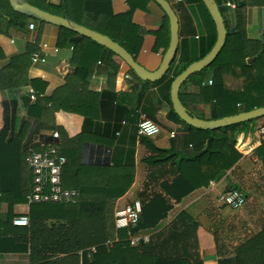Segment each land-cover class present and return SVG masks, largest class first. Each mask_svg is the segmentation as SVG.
I'll return each mask as SVG.
<instances>
[{
    "label": "crops",
    "instance_id": "obj_1",
    "mask_svg": "<svg viewBox=\"0 0 264 264\" xmlns=\"http://www.w3.org/2000/svg\"><path fill=\"white\" fill-rule=\"evenodd\" d=\"M105 1H108L113 15L130 14L131 23L141 35V45L134 58L148 71H155L168 47L170 34L169 25L164 20L165 14L153 0H44L42 8L54 15L66 14L70 20L89 28L93 12L86 10L88 3H96L93 6L98 9ZM167 1L179 20V42L173 61L182 65L201 54L213 34L216 38L215 27L213 29L200 5H192L193 11L189 12L185 0ZM243 2L248 14L247 35L257 38L264 33V0ZM185 8L190 13L192 23L182 28L180 19ZM30 23L34 25L33 29L29 28ZM190 27L194 28L193 34L189 32ZM60 28L29 18L24 27L11 26L0 33V131L4 124L3 102L14 96L18 118L15 132L19 136L22 154H27L29 147L36 146L41 135H49L58 129L63 133L59 141L69 161H73L72 168L81 163L86 165L89 161L94 163L98 157V145L108 140L111 145L109 161L111 156L124 161L128 158L125 151L133 148V156L129 157L134 167L133 182L127 192L116 200L115 210L133 201H140L139 194L147 187L149 174L158 172V169L167 170L169 166L175 167L181 156L191 152L192 146L185 141L187 129L167 118L169 106L165 92L160 95L156 87L134 79L122 60L116 55H109L106 48H100L92 41L78 39ZM35 52L44 56L46 61L33 64L30 57ZM112 64H116V71L112 69ZM208 72L201 86L188 79L180 86L178 93L183 106L192 115L202 119L208 118L210 114L209 97L201 98L202 87L210 85L208 81H212V74ZM125 75L129 77L125 78ZM11 89L15 92H11ZM30 90L35 100L30 98ZM104 90H113L115 103L127 110L124 120L119 121L122 124L120 133L116 134L115 139H105L99 134L88 132L77 139L82 133L85 115L93 122L101 121L100 125L103 126L113 124L116 120L114 112L110 122L101 119L98 101L99 94ZM55 96L64 107L57 111H53L50 103L45 101ZM72 108L79 112L71 111ZM144 117L160 127L156 136L137 135V124ZM96 125L92 128L98 130ZM103 126L100 129L103 130ZM258 134V131L254 135L240 134L235 149L241 157L233 167L210 180L207 187L193 191L181 202L172 201L171 210L156 229L139 231L136 236L147 237V241H141L147 248L140 249L139 253L160 252L154 247L168 235L180 212L187 213L197 223L195 233L190 237L197 242L202 264H218L220 255L232 251L231 248L236 244L233 239L250 236L262 228L264 169L259 147L263 142ZM120 150L123 155H116V151ZM158 156L165 157L166 161L161 165L151 164L150 160ZM25 157L22 156L20 161L13 157L11 178L5 182L0 180V264H33L30 261L32 254L45 255L50 262L58 264V260L65 255L77 253L81 261L76 238L74 242L67 240L77 234L76 230L68 229L62 219L32 217L38 210H33V204H28L26 199L30 176ZM161 181L162 178L159 183ZM235 185L246 196L245 205L238 210L217 205L215 196ZM153 189L160 191L159 184L148 185V191ZM18 216L28 217V225H13L12 220ZM218 222L223 229L218 230L220 240L219 245H216L211 231ZM160 234V238L156 237ZM106 245L111 246L112 242ZM90 251L94 252L95 247H90Z\"/></svg>",
    "mask_w": 264,
    "mask_h": 264
},
{
    "label": "trees",
    "instance_id": "obj_2",
    "mask_svg": "<svg viewBox=\"0 0 264 264\" xmlns=\"http://www.w3.org/2000/svg\"><path fill=\"white\" fill-rule=\"evenodd\" d=\"M26 1L44 10L42 8L44 0ZM185 2L189 12L193 11L192 5H200L209 17L214 29V24L201 0H185ZM215 2L219 7L227 31L224 46L208 67L188 78L201 86L206 70L209 69L212 74V83L201 89V98L209 97L210 114L206 119H218L264 106V104L257 105L255 101L261 97L264 98V33L257 38L248 37L246 32L248 14L243 0H215ZM227 2L233 3L234 7L226 6ZM95 4L88 3L89 6L86 7L87 11L93 12L91 15L92 23L89 28L107 35L135 57L141 45V35L138 34V28L131 23L130 14L113 15L108 1L100 4L98 9L94 8L93 5ZM67 5L66 2V8H68ZM188 10L185 8L182 11L183 16L180 19L182 28L183 25L185 27L191 26L192 20ZM29 18L14 12L8 0H0V33H4L11 26L24 27ZM164 20L167 24L166 15H164ZM60 29L72 33L78 39L92 41L68 29L62 27ZM189 32L193 34L194 28L190 27ZM214 42L215 34L201 54L191 58L186 63H182V65L175 64L173 61L168 72L160 80L146 81V83L156 87L160 95L165 92V100L169 106L167 118L187 129L185 141L192 146V150L188 155L181 156L182 158L176 161L175 167L169 166L167 170L158 169V172L147 176V187L139 194L142 206L140 218L137 225L130 231L132 235H137L139 231L156 229L158 223L171 210L172 201L181 202L193 191L207 187L210 180L217 178L220 173L233 167L241 157V154L235 149L240 134L245 136L247 134L254 135L257 131L259 133L260 124L258 121L260 119L204 130L187 125L172 110L169 98L171 82L191 62L205 56ZM98 46L105 49L100 45ZM105 50L109 55H115L110 50ZM112 69L117 70L116 64H112ZM129 71L134 79H138L130 69ZM11 92L14 93L15 91L11 89ZM114 96L113 90H104L99 94L98 101L102 112V121L110 122L114 112L117 115L114 123L103 126L100 125L101 121L93 122L85 115L82 133L77 139L88 132L99 134L105 139L116 138V134L120 133L122 129V124L119 121L120 119L121 121L124 120V112L127 113V110L124 106L115 103ZM45 101L50 103L53 111L64 108L57 102L56 96ZM3 110L4 124L0 131V180L5 182L6 179L11 178L12 158L17 157V161H20L26 152L21 153L19 136L15 132L17 130L15 124L18 118L15 112L14 96H10L8 101L3 102ZM70 110L79 112L74 108ZM8 117L10 120H7ZM95 123L99 127L98 130L92 128ZM102 126L103 130L100 129ZM57 131L58 139L41 135L40 140L45 144L56 146L58 153L65 157L66 162L61 172L62 186L75 189L78 197L73 203L33 204V210L38 211L32 217L62 219L68 229L76 230L77 234L68 237L67 240L74 242L76 238V244L81 251V261H79L80 257L77 253H72L59 259L58 264H202L197 242L191 240L190 237L191 234L195 233L197 223L185 212L178 214L168 235L154 247L160 251L157 254L139 253V250L147 248V245L140 241L138 245L131 246L126 230L115 227V202L118 197L127 192L133 182L134 167L132 161L129 160V157L133 156V148L125 151L128 158L124 161L113 159L112 156L109 161L110 153L108 154V151L111 145L108 140L98 145V157L94 163L89 161L86 165L81 163L76 168H72L73 161L71 159L69 161V156L65 155L59 141V136L61 137L63 133L61 129ZM260 152L264 169V142L259 147V154ZM117 154L121 156L123 151H116ZM165 161V157L158 156L150 160V163L161 165ZM165 172H167L166 175ZM161 178L162 181L159 183ZM157 183L160 191L155 189L148 191V185ZM228 189L241 191L237 185ZM220 228L223 229L222 224L218 222L211 231L216 245H219L218 230ZM161 236L160 234L156 237L160 238ZM107 242H112V245L107 246ZM233 242L236 244L231 248L232 251H229L230 253L227 255L226 253L224 256H222L223 254L220 255L218 264H264V226L250 236L233 239ZM93 246L95 251L91 252L90 247ZM46 258L48 257L45 255L32 254L30 261L33 264H53Z\"/></svg>",
    "mask_w": 264,
    "mask_h": 264
},
{
    "label": "water",
    "instance_id": "obj_3",
    "mask_svg": "<svg viewBox=\"0 0 264 264\" xmlns=\"http://www.w3.org/2000/svg\"><path fill=\"white\" fill-rule=\"evenodd\" d=\"M164 12L169 25V44L162 57L159 67L155 71H148L142 67L134 57L117 42L110 39L107 35L101 34L95 30L85 27L63 16L54 15L42 10L26 0H8L10 7L14 12L27 17L56 25L81 36H84L98 45L110 50L130 69L133 74L142 81L155 82L160 80L169 70L173 62L179 42V20L174 9L167 0H153ZM207 10L215 27L216 38L209 52L202 58L191 62L183 71H181L171 82L169 89V98L174 113L187 125L204 130L217 129L230 125L247 122L253 119L264 118V106L254 108L248 111H242L234 115L224 116L218 119H202L192 115L181 103L179 99L180 86L194 73H197L208 67L224 46L226 40V28L223 17L215 0H201Z\"/></svg>",
    "mask_w": 264,
    "mask_h": 264
},
{
    "label": "built area",
    "instance_id": "obj_4",
    "mask_svg": "<svg viewBox=\"0 0 264 264\" xmlns=\"http://www.w3.org/2000/svg\"><path fill=\"white\" fill-rule=\"evenodd\" d=\"M182 1V0H177ZM226 6L233 8L234 5L227 2ZM30 29L34 25L30 23ZM30 60L33 64L44 63V56L39 52L31 55ZM125 75V78H128ZM212 81L209 80L208 84ZM30 98L35 100V95L30 90ZM160 132V127L151 119L142 118L138 124L136 133L141 137H154ZM173 136V133H170ZM53 139H58L57 131H52L48 135ZM259 137L264 142V123L259 127ZM40 147V148H37ZM66 159L58 153L56 146L45 144L39 141L34 147H29L25 157V163L29 170L30 187L29 193L26 196L28 204L41 203H73L78 197V193L74 189H68L62 186L61 172ZM215 202L219 206L227 207L231 210H238L246 203V197L237 189H226L215 196ZM141 202L139 200L118 208L114 213V223L117 229H125L128 235V241L131 246H136L140 241H147L145 236H136L131 234V229L134 228L140 218ZM13 225L26 226L28 225V217L18 216L12 220Z\"/></svg>",
    "mask_w": 264,
    "mask_h": 264
},
{
    "label": "rangeland",
    "instance_id": "obj_5",
    "mask_svg": "<svg viewBox=\"0 0 264 264\" xmlns=\"http://www.w3.org/2000/svg\"><path fill=\"white\" fill-rule=\"evenodd\" d=\"M225 16H226V14H225ZM227 18H228V16H227ZM208 71H210V70H209V69L206 70V74H209ZM255 101H256L257 105L264 104V98H263V97H261V98H259V99H255ZM258 122H259L260 124H263V123H264V118H261ZM222 207H224V206H222Z\"/></svg>",
    "mask_w": 264,
    "mask_h": 264
}]
</instances>
